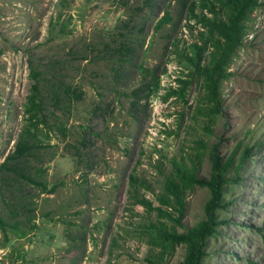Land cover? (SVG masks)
Wrapping results in <instances>:
<instances>
[{
    "label": "rangeland",
    "instance_id": "374dc122",
    "mask_svg": "<svg viewBox=\"0 0 264 264\" xmlns=\"http://www.w3.org/2000/svg\"><path fill=\"white\" fill-rule=\"evenodd\" d=\"M157 4L150 11L144 0H0V164L27 122L23 110L31 68L43 72L44 83L54 73L83 92L69 112L58 106L49 117L55 127L42 130L43 148L37 161L30 158L27 171L34 176L33 168L44 170L39 175L52 193L20 180L7 187L0 172V215L9 224L19 221L17 229L0 230V264H178L184 247L157 261L158 249L147 245L144 227L156 217L134 202L130 176L140 183L137 198L159 206L171 161L193 157L198 140L206 144L198 149L202 157L196 165L198 178L204 179L212 148L225 158L237 147L259 144L241 171L240 184L224 192V200L232 203L219 219L227 222L208 239L204 264H264V0L245 22L241 46L227 67L230 75L221 84V113L209 133L205 117L196 115L201 81L171 45L178 40L182 49L196 40L197 31L185 27L188 3L184 8L177 0ZM165 10L174 26L155 31ZM118 32L139 42L115 81L104 48L101 55L90 48L106 42L113 48ZM154 68L159 84L148 99L139 92L133 111L130 94ZM177 78L190 82L186 103L166 98L169 88L179 87ZM60 124L66 128L64 138ZM208 198L205 188L187 191L175 231L203 220Z\"/></svg>",
    "mask_w": 264,
    "mask_h": 264
},
{
    "label": "trees",
    "instance_id": "16d2710c",
    "mask_svg": "<svg viewBox=\"0 0 264 264\" xmlns=\"http://www.w3.org/2000/svg\"><path fill=\"white\" fill-rule=\"evenodd\" d=\"M177 1L181 8H184L188 3L185 27L190 31L196 30L197 34L196 40L182 49L177 48L178 40H173L171 45L176 48V55L183 61L186 68L197 80L201 81L203 93L199 106L196 108V115L205 117L204 131L209 133L210 125L213 124L212 119L221 113V84L230 75L227 72V67L232 55L241 46L245 22L249 14L260 5V0ZM157 3L158 0H144V6L150 11L157 7ZM169 24L174 26L173 18L170 11L165 10L162 17L155 23L154 30L158 31ZM124 27L127 28V24ZM118 35V42L113 48L109 46V42L104 43L100 48H96L94 45L90 48L93 54L94 51H97L100 55L101 49L104 48L106 61L112 62L114 72L112 77L115 81L122 78L123 74L120 72L122 65L130 63L139 42V38L132 40L127 32L126 34L118 32ZM139 68L141 70L142 67ZM50 75V79L44 83L43 72L33 68L30 70L29 78L32 84L23 110L27 122L18 133L13 151L0 164V172L4 173L3 181L7 187L10 186V181L18 182L20 180L38 187L41 193L50 194L53 192V189L46 188L45 181L41 178V173L44 170L38 167L33 168L34 176L27 171L30 166V158L37 161V153L43 148L42 130L55 127V124H49V117L55 114L58 106L69 112L72 102L80 101L83 92L78 85L57 79L54 73ZM147 76H149V80H146ZM146 77L141 86L132 90L130 94L135 97L130 103L133 111L138 106L139 92H144L145 99H148L159 84L157 68L148 72ZM176 81L179 87L177 89L169 88L166 98L177 96L183 103H186L185 92L190 82L179 78ZM47 95H49L47 99L52 107L50 112L46 102ZM57 130L63 138L66 136V128L63 125L60 124ZM48 133L50 131H46L44 136L47 137ZM195 145L193 157L171 161L170 172L165 176L162 184V193L157 196L159 203L157 207H152L151 202L142 197L137 198L136 187L140 186V183L137 178L130 176L129 185L134 202L145 207L148 212L155 213V221H150L145 225L144 233L148 237L147 245L150 248L158 249L154 256L157 261L164 256L172 255L176 247L182 246L184 255L178 264H204L205 258L208 256L206 251L208 239L219 234L218 228L227 222L225 219H219L220 212L226 210L232 203L231 200H224V192L231 185L240 184L242 169L250 160L251 154H257L259 149V144L256 142L252 147L244 146L241 150L237 147L223 158L219 157L215 149L212 148L209 150L211 165L209 176L204 179L198 178L196 165L202 157V153L198 149H206V144L198 140ZM254 149H257V153L253 152ZM185 160H188L190 164H186ZM39 172H41L40 175ZM38 176L39 178H37ZM195 186L205 188L209 192V198L203 208L204 219L184 232L178 233L174 228L181 226L185 211L186 192ZM18 223L19 221L15 220L9 224L0 215V230L3 232L6 227L17 229ZM168 223H172V225L169 226ZM20 235L22 237L24 233L20 231Z\"/></svg>",
    "mask_w": 264,
    "mask_h": 264
}]
</instances>
